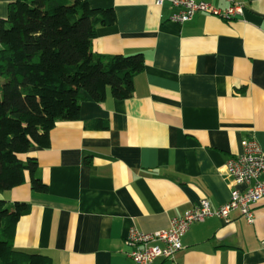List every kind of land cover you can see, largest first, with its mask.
Returning <instances> with one entry per match:
<instances>
[{"label": "crops", "instance_id": "0c3cea01", "mask_svg": "<svg viewBox=\"0 0 264 264\" xmlns=\"http://www.w3.org/2000/svg\"><path fill=\"white\" fill-rule=\"evenodd\" d=\"M14 1L0 0V20ZM87 1L116 15L96 30L94 53L143 56L132 97L115 100L108 90L101 103L83 101L78 120L49 132L47 149L28 152L47 192L34 193L27 180L0 200L30 206L16 225L15 250L52 264H132V228L165 230L201 200L216 210L232 190L227 160L245 140L264 152V0H238L244 12L235 20L196 13L183 23L171 20L176 10L166 0ZM93 121L106 129L88 127ZM181 245L153 264H264V200L253 224L236 211L227 222L210 216Z\"/></svg>", "mask_w": 264, "mask_h": 264}, {"label": "trees", "instance_id": "16d2710c", "mask_svg": "<svg viewBox=\"0 0 264 264\" xmlns=\"http://www.w3.org/2000/svg\"><path fill=\"white\" fill-rule=\"evenodd\" d=\"M112 9H92L87 0H15L0 20V193L27 180L34 193L47 186L36 176L31 148L47 149L57 122L76 121L80 104L132 97L142 54L101 55L91 46L99 27L114 25ZM88 127L106 129L100 121ZM24 202L0 200V264H52L49 257L15 250Z\"/></svg>", "mask_w": 264, "mask_h": 264}, {"label": "built area", "instance_id": "2783aa9c", "mask_svg": "<svg viewBox=\"0 0 264 264\" xmlns=\"http://www.w3.org/2000/svg\"><path fill=\"white\" fill-rule=\"evenodd\" d=\"M165 0H155L160 6ZM176 10L171 16L175 22L189 21L196 13L221 18L225 21L243 16L244 6L238 0H225L226 6L220 10L209 3L195 0H166ZM225 172L230 180L229 200L212 210L206 200H201L182 217L172 218L165 230L151 233L139 232L132 228L125 244L129 247L126 256L132 264H153L158 258L172 259L182 248L181 238L194 223H201L210 216L227 222L231 212H238L248 224L254 222V207L264 200V152L254 140L242 142V152L229 158ZM244 186L243 190L237 187Z\"/></svg>", "mask_w": 264, "mask_h": 264}, {"label": "rangeland", "instance_id": "374dc122", "mask_svg": "<svg viewBox=\"0 0 264 264\" xmlns=\"http://www.w3.org/2000/svg\"><path fill=\"white\" fill-rule=\"evenodd\" d=\"M12 203H14V202H12Z\"/></svg>", "mask_w": 264, "mask_h": 264}]
</instances>
